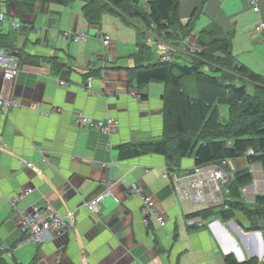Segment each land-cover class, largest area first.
<instances>
[{"label": "crops", "instance_id": "0c3cea01", "mask_svg": "<svg viewBox=\"0 0 264 264\" xmlns=\"http://www.w3.org/2000/svg\"><path fill=\"white\" fill-rule=\"evenodd\" d=\"M150 1L139 0L142 9L147 10ZM178 1L184 24L202 6L194 32L215 28L229 36L235 58L264 76V30H258L264 4L257 14L249 0ZM74 3L75 7L47 4L44 9L37 5L33 14L20 17L13 2L0 0L1 13L7 19L14 17L22 27L15 30L8 21L0 22V38L16 47L6 50L20 66L13 81L5 80L0 71V97L17 99L20 105L0 109L2 257L18 264L31 257L28 264L35 258L37 264H224L225 257L233 254L240 262L258 258L264 264V231L252 230L243 214L231 220L210 216L194 227L186 223L189 215L203 209L180 200L176 192V186L193 171V158L183 159L171 175L166 158L158 154L119 158L121 146L163 137L166 87L159 82L139 86L130 75L142 57L138 21L115 10L106 12L98 24H90L84 14L85 2ZM65 32H86L88 37L74 43L64 37ZM103 35L111 37L110 47L104 46ZM150 47L152 59L158 60L159 45ZM22 53L27 56L25 61ZM180 54L184 52L176 53ZM30 58L40 65L29 64ZM142 59L146 61L145 56ZM222 113L225 116L226 108ZM80 114L116 119L118 132L105 135L84 127L77 121ZM224 164L229 165L230 170L224 168L229 173H235L239 164L248 167L242 159ZM252 168L253 183L243 193L251 206L257 195H264L263 169L259 164ZM134 184L155 199L168 219L165 227L154 217L150 227L145 224L143 201L133 192ZM27 188L32 193L13 208L12 199ZM107 188L119 202L106 197L94 217L86 203ZM47 202L60 214L75 211L76 219L60 235L50 233L43 243H32L29 255L18 254L27 247L22 245L28 234L16 211H30ZM15 248L19 249L16 253L12 252Z\"/></svg>", "mask_w": 264, "mask_h": 264}, {"label": "trees", "instance_id": "16d2710c", "mask_svg": "<svg viewBox=\"0 0 264 264\" xmlns=\"http://www.w3.org/2000/svg\"><path fill=\"white\" fill-rule=\"evenodd\" d=\"M6 1L15 4L20 17L33 14L37 5L44 9L47 4L69 5L83 1L84 14L90 24H98L106 12L115 10L139 22L138 44L142 57L139 56V65L131 69L130 75L139 86L152 82L165 85L166 92L162 97L163 137L119 147L121 160L158 154L166 158L167 170L172 172L180 168L185 158H193L195 167L246 158L249 165L259 164L264 172V76L251 71L235 58L229 36L215 28L194 32L202 6L184 24L179 18L178 0H152L147 10L142 9L139 0ZM151 31L157 42L173 46L175 61L163 63L159 59H152L153 48L146 42L147 34ZM192 33L198 37L200 51L176 55L178 51H185L183 42ZM0 47L14 48L1 38ZM12 48L16 50V47ZM143 56L146 57L145 62ZM25 57L22 53L23 61ZM28 62L40 65L32 58ZM222 108H226L225 116ZM253 180L250 169L233 173L225 188L229 193L226 200L228 208L202 209L188 218L216 216L231 220L241 213L251 222L252 230L264 231V195H257L252 206L243 197V190ZM8 261L0 254V264H18L16 260ZM37 263L35 258L30 264ZM224 264H260V261L251 258L240 262L230 254L225 257Z\"/></svg>", "mask_w": 264, "mask_h": 264}, {"label": "built area", "instance_id": "2783aa9c", "mask_svg": "<svg viewBox=\"0 0 264 264\" xmlns=\"http://www.w3.org/2000/svg\"><path fill=\"white\" fill-rule=\"evenodd\" d=\"M249 3L253 11L257 14H261L264 0H249ZM0 20L8 21L15 30H20L22 28L21 23H19L14 17L7 19L5 14L0 13ZM258 30H264V20L260 22ZM64 37L74 43H79L85 41L88 34L86 32H65ZM155 37L153 31L149 32L146 37V42L149 45H159V60L163 63H172L175 61L173 46L166 42H157ZM197 39L198 37L194 33L185 38L183 42L184 53L193 54L200 51L201 47L199 46ZM102 41L105 47H110L112 44L111 37L108 35H103ZM0 71L2 72L4 79L8 81L15 80L20 73L19 62L9 55L8 50L3 49L2 47H0ZM91 83L92 79H89V87H91ZM61 84L66 85L64 81ZM18 102L17 99L5 100L0 97V109L10 110L12 108H17L20 106ZM77 121L80 125L96 128L105 135H114L118 132L119 128L118 121L113 118L95 119L94 117L80 114ZM249 153H252V151ZM20 161L29 168L34 167L33 163H29L25 159H20ZM168 174L171 175L170 172H168ZM231 177L232 175L216 164H211L205 167H194L190 175L186 177V180L176 186V192L180 200L189 201L203 209L223 206L227 209L226 200L229 193L225 188L231 180ZM132 190L143 201L145 224L149 226L151 224V217H154L161 227H165L168 223V219L164 213L159 211L155 199L142 190L137 184L132 185ZM32 191V188L24 189L19 195H17V197L12 199L11 206L16 208L20 200L24 196L32 193ZM243 191L245 192L246 189ZM106 197H114L116 202H119V199L115 197L112 189L107 188L104 192L95 195L86 203V207L91 215H94V217L99 215L101 211V203ZM16 217L20 222L24 233L28 234V238L25 242H31L37 245L44 242L47 234L51 233L54 235H60L63 233L64 230L69 228L76 219V213L75 211L69 210L65 214H60L52 203L47 202L44 206L33 207L30 211H16ZM186 223L190 227H194L195 225H202L203 219L201 217H191L186 220ZM4 249L6 250V248Z\"/></svg>", "mask_w": 264, "mask_h": 264}, {"label": "rangeland", "instance_id": "374dc122", "mask_svg": "<svg viewBox=\"0 0 264 264\" xmlns=\"http://www.w3.org/2000/svg\"><path fill=\"white\" fill-rule=\"evenodd\" d=\"M70 5V7L71 6H73V7H75V3H72V4H69ZM62 6H68V5H62ZM4 21H6V20H4ZM4 21H1L0 20V22H4ZM109 36V35H108ZM242 159V161H243V163H245V162H247V159L246 158H241ZM229 161V160H228ZM225 163V162H224ZM224 163H221V164H217L218 166H220V167H222L223 169L224 168H226V169H228V170H230V167H229V165H227V164H224ZM248 163V162H247ZM253 165H249L248 164V167H245V168H242L241 167V164H239V166H237L236 167V169H237V171H235V173H238V172H240V171H244V170H249L250 169V171L252 172V174L255 172L254 170H253ZM226 169H224L225 171H226ZM253 170V171H252ZM168 171V170H167ZM175 171V170H174ZM174 171H172V173H174ZM169 172V171H168ZM227 172V171H226ZM227 173H229V172H227ZM230 175H232V177H233V173H229ZM232 177H231V179H232ZM186 180V179H185ZM230 182V181H229ZM229 184V183H228ZM227 184V185H228ZM229 195V194H228ZM245 201V200H244ZM246 202V201H245ZM247 203V202H246ZM27 246V247H26ZM31 246H32V243H30V242H28V243H25V244H23L22 245V247H26L24 250H21L18 254H20V255H25V256H27V255H29V249H31ZM34 247V246H33ZM19 249H17V248H15V249H13L12 250V252H14V253H16L17 251H18ZM11 252V250L9 251V253ZM36 252V251H35ZM17 254V255H18ZM10 256H12L11 254H10ZM5 257V256H4ZM32 258V257H31ZM31 258L30 259H26L24 262H25V264H28V262L31 260ZM5 259H7L6 257H5ZM10 259V258H9ZM7 261H8V259H7ZM9 262V261H8Z\"/></svg>", "mask_w": 264, "mask_h": 264}]
</instances>
